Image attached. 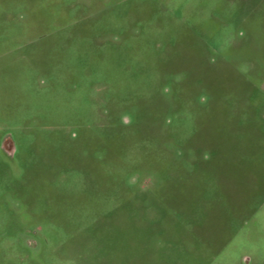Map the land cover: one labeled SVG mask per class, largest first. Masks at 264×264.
<instances>
[{
	"label": "rangeland",
	"instance_id": "1",
	"mask_svg": "<svg viewBox=\"0 0 264 264\" xmlns=\"http://www.w3.org/2000/svg\"><path fill=\"white\" fill-rule=\"evenodd\" d=\"M0 264H264V0H0Z\"/></svg>",
	"mask_w": 264,
	"mask_h": 264
},
{
	"label": "flooded vegetation",
	"instance_id": "2",
	"mask_svg": "<svg viewBox=\"0 0 264 264\" xmlns=\"http://www.w3.org/2000/svg\"><path fill=\"white\" fill-rule=\"evenodd\" d=\"M1 150H2L3 155H5V154H4V150L2 149V145H1ZM5 156H7V155H5ZM7 157H8V156H7Z\"/></svg>",
	"mask_w": 264,
	"mask_h": 264
}]
</instances>
